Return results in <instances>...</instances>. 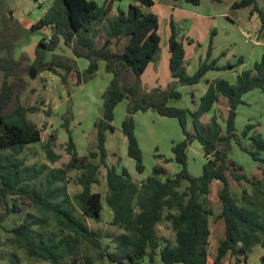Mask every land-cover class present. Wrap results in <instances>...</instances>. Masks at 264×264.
Returning <instances> with one entry per match:
<instances>
[{"label": "trees", "instance_id": "obj_1", "mask_svg": "<svg viewBox=\"0 0 264 264\" xmlns=\"http://www.w3.org/2000/svg\"><path fill=\"white\" fill-rule=\"evenodd\" d=\"M107 1L100 5L96 0H55L40 19V24L51 27L52 37L50 40L47 36L42 37L34 49V66L52 70H57L56 66L65 67L67 71L75 69L80 83L82 74L71 62L46 58L47 52L54 50L63 37L77 56L89 60L86 72L94 74L99 69V61L104 59L106 70L113 75L103 93L102 114L94 123L97 129L95 148L86 154H79L69 128L71 110L65 116L64 125L70 133L67 142L70 158L53 177L58 179L70 170H81L77 181L82 189L74 195L81 214H77L70 195L59 198L60 188H50L53 179H49L44 187L33 186L30 182L36 174L20 151L28 143L41 141L43 128L27 116V112L36 107L27 106L21 101L22 76L29 70L30 64H25L24 60L14 55L13 30L19 26V22L12 8H0V70L3 73L0 84V230L6 218L16 209L12 199L14 195L30 197L54 217L60 229L50 231L45 238V231L33 229L34 223L41 222L40 218L34 217L12 227L14 242L24 247L29 255L53 264H78V247L82 241L101 246L86 217L96 220L103 217V194L93 190V184L100 182L102 167H106L109 192L105 200L113 212V223L124 228L119 237L123 256L128 261L138 263L146 257L145 264H207L211 232L209 216L214 210L207 204L205 196L213 180L217 179L220 181L217 196L222 207L216 216L223 219L224 234L216 246L213 263L221 264L228 252L242 254L246 259L250 247L261 243L264 238V222L256 218L252 209L236 203L230 189V178L237 185L242 182L253 184V192L264 194V187H260V178L245 173L242 164L232 158L229 151L234 141L254 160L260 161L264 169V135L260 132L249 133L252 123H247L237 133L234 124L236 107L242 102V94L254 87L264 93V54L254 61L252 67L241 70L234 83L222 76L209 80L195 109L170 105L169 98L180 96L177 83H195L207 70L219 68L216 59L210 58L211 41L206 58L197 69L192 74L182 72L185 50L178 37L175 20L170 17L168 64L174 82L167 88L155 86L146 90L141 75L159 49L160 35L157 14L143 10L142 5L152 6L154 0H134L125 10L120 8L110 20L105 40L98 44L93 26L108 15L110 3ZM187 1L198 3L199 0ZM243 6H250V13L257 14L259 30L264 32V1L260 4L258 0H234L231 4L232 8ZM119 44H123L121 48L114 46ZM220 96L226 97L228 105L224 128L216 114L211 115L208 123L200 119L219 101ZM123 98L128 101L122 121L127 141L126 152L134 159L139 172L143 170L142 153L134 133L133 113L152 108L159 114L178 119L184 137L174 141L171 146L172 158L180 166L176 173L162 179L164 166L155 164L152 172L138 185L131 179L126 167L119 170L116 165L108 163L107 131L115 130V107ZM188 113L192 117L191 130L187 129ZM243 136L248 139L247 143L241 139ZM57 138V131L53 130L44 144L51 160L59 156L54 149ZM193 138L201 143L205 156L199 175L191 174L186 166V148ZM183 182H186L184 186ZM245 196L244 190L242 198ZM163 218L171 221L175 242L165 241L158 250L159 261H156L158 244L155 230L156 224ZM106 254L119 264H127L115 253ZM67 256H71L72 260L64 263L63 259ZM91 263V258L86 256V264ZM4 264L16 262L10 258Z\"/></svg>", "mask_w": 264, "mask_h": 264}, {"label": "rangeland", "instance_id": "obj_2", "mask_svg": "<svg viewBox=\"0 0 264 264\" xmlns=\"http://www.w3.org/2000/svg\"><path fill=\"white\" fill-rule=\"evenodd\" d=\"M54 1L0 0V8H12L19 22V26L13 30L15 36L14 55L16 58L24 60L25 64H30L29 70L22 76L21 101L27 106L36 107L34 110H29L27 116L32 122L43 128L42 140L28 143L20 151V155L26 157V163L33 167L36 174L30 182L33 186L44 187L49 179H53L54 182L50 188H60L59 198L65 194L70 195L71 203L75 206L77 214H81L74 197L82 189V185L77 181L81 170H70L58 179L53 177L56 171L63 167L70 158L67 150L70 133L64 125L65 116L71 110L72 117L69 128L79 154H86L90 149L95 148L97 129L94 123L102 114L103 93L113 75L106 70L104 59L100 60V67L94 74L86 72L89 60L86 57L77 56L72 46L65 43L63 37L54 50L47 52L46 58L64 63L71 62L82 74L80 83L75 69L67 71L62 66H56L57 70L40 69L33 65L36 43L42 37L52 34L51 27L48 24H40V19ZM96 1L100 5L106 2V0ZM132 1L134 0L107 1L110 3L108 15L93 26L98 44L105 40L110 20L120 8L125 10L129 2ZM233 1L199 0L198 3H193L187 0H154L152 6L142 5L143 10H150L157 14L160 35L159 49L141 75L146 90L155 86L167 88L174 82L168 64L170 17L175 20L178 37L182 40L185 50V58L181 65L182 72L192 74L197 69L199 63L206 58L210 41V58L216 59L219 68L207 70L195 83H177L176 89L180 92V96L169 98L168 104L193 110L209 80L222 76L230 83H234L241 70L252 67L254 61L264 54V32H260V20L255 12L250 13V6L232 8ZM258 1L262 4L264 0ZM122 45L114 46L121 48ZM31 67L35 72L34 76L30 74ZM1 73L0 70V84L3 75ZM241 97L242 102L236 107L235 130L240 133L247 123H252L253 127L249 133L260 132L264 135V93L258 87H254L244 92ZM127 103V99L123 98L116 105L113 120L115 130L107 131L108 163L116 165L119 170L123 166L126 167L131 179L138 185L152 172L155 164L164 166L165 172L161 174L162 179L166 175L176 173L180 166L172 158L171 146L174 141L184 137L178 119L159 114L152 108L137 110L133 113L134 133L142 153L143 170L139 172L135 168L134 159L126 152L127 141L122 130ZM227 110L226 97L220 96L219 101L200 119L204 123H208L211 115L216 114L217 120L224 128ZM187 129H192V117L189 113L187 114ZM53 130L57 131L58 136L54 145L55 151L59 154L56 160L49 158L44 146ZM241 139L245 143L248 142L245 136ZM186 153L188 171L193 175L201 174L205 156L201 143L196 138H193L187 145ZM229 155L242 164L248 176L255 175L256 178H260V187L263 189L264 169L261 167L262 163L254 160L234 141H232ZM106 173V167H102L100 182L93 184V190H99L103 194V217L100 220L86 217L87 222L96 232L101 246H94L88 241H82L78 247L77 263L86 264V256H88L91 258V264H119L106 254L112 252L122 257L127 264H145L146 257L140 262L134 263L123 256L124 250L120 244L119 234L124 231V228L113 223V212L105 200V196L109 192ZM185 183L183 182L182 186ZM219 185V180H213L210 190L205 196L207 204L214 210V213L209 216L211 233L207 264H214L216 246L224 234L223 219L216 216L222 207L217 196ZM230 189L238 205L252 209L256 218L264 222V194L262 192H253L254 186L249 182L237 185L231 178ZM244 190L246 196L242 198ZM12 199L16 204V209L6 218L0 230V264L9 261L10 258H14L16 264H53L41 257L29 255L24 247L14 242L12 227L37 217L41 222L34 223L33 229L45 231L47 233L45 238H47L50 231L60 229L54 217L30 197L14 195ZM135 208L138 210L136 206ZM155 239L158 244L155 260L159 261L158 250L165 241L175 242V231L170 220L163 218L156 224ZM71 260L72 257L67 256L63 262L68 263ZM172 264L189 263L173 262ZM221 264H264V238L261 243H255L250 247L246 259L242 254L236 255L228 252L222 258Z\"/></svg>", "mask_w": 264, "mask_h": 264}, {"label": "water", "instance_id": "obj_3", "mask_svg": "<svg viewBox=\"0 0 264 264\" xmlns=\"http://www.w3.org/2000/svg\"><path fill=\"white\" fill-rule=\"evenodd\" d=\"M30 74H31L32 76L35 75V72H34V70H33V67H31V69H30Z\"/></svg>", "mask_w": 264, "mask_h": 264}, {"label": "crops", "instance_id": "obj_4", "mask_svg": "<svg viewBox=\"0 0 264 264\" xmlns=\"http://www.w3.org/2000/svg\"><path fill=\"white\" fill-rule=\"evenodd\" d=\"M149 63V62H148ZM148 65V64H147ZM99 67H100V61H99ZM147 69V66L145 67V69L144 70H146ZM144 72V71H143ZM2 74V73H1ZM143 74V73H142ZM2 78H3V75H2ZM211 233V232H210ZM210 236V235H209Z\"/></svg>", "mask_w": 264, "mask_h": 264}, {"label": "built area", "instance_id": "obj_5", "mask_svg": "<svg viewBox=\"0 0 264 264\" xmlns=\"http://www.w3.org/2000/svg\"><path fill=\"white\" fill-rule=\"evenodd\" d=\"M47 37H48V40H50L52 36H51V34H49V35H47Z\"/></svg>", "mask_w": 264, "mask_h": 264}]
</instances>
